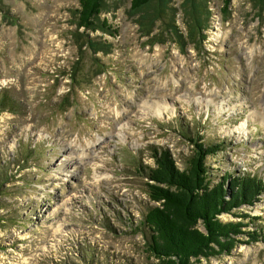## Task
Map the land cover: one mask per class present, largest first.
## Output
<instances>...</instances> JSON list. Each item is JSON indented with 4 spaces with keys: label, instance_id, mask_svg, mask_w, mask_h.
I'll return each mask as SVG.
<instances>
[{
    "label": "rangeland",
    "instance_id": "1",
    "mask_svg": "<svg viewBox=\"0 0 264 264\" xmlns=\"http://www.w3.org/2000/svg\"><path fill=\"white\" fill-rule=\"evenodd\" d=\"M131 1L106 0L119 33L92 34L111 43L93 55L72 36L77 0H0V99L15 104L0 111V264L153 263L155 150L184 170L192 140L221 144L215 183L264 180V0H203L200 44L188 0H165L180 38ZM238 211L262 239L196 264H264V194Z\"/></svg>",
    "mask_w": 264,
    "mask_h": 264
},
{
    "label": "trees",
    "instance_id": "2",
    "mask_svg": "<svg viewBox=\"0 0 264 264\" xmlns=\"http://www.w3.org/2000/svg\"><path fill=\"white\" fill-rule=\"evenodd\" d=\"M74 14L75 32L73 38L80 48L93 55L105 52L111 43L100 37L101 33L112 38L118 36L107 19H101L106 0H77ZM231 0H224L225 10ZM188 32L190 37L203 39L205 10L203 0H188ZM201 3V4H200ZM162 0H132L134 12L148 11L145 22H163L172 35L178 36L176 24L169 19L171 10ZM147 26V23L143 24ZM180 38V37H179ZM15 105L5 94L0 99V111ZM4 108V109H3ZM192 140V139H191ZM194 155L186 169L181 170L167 151H154V167L145 173L149 195L155 206L148 210L142 227L148 230L149 252L154 261L151 264H196L202 259L217 258L230 254L240 244L239 236H246L247 243L259 242L262 232L243 231L258 217L239 213L243 206H253L264 194V180L246 174L235 177L226 173L216 183L211 178L207 158L222 151L221 144H209L203 140H192ZM141 171V169H140ZM233 215L241 221H223L221 215ZM249 219L248 223H244Z\"/></svg>",
    "mask_w": 264,
    "mask_h": 264
},
{
    "label": "bare ground",
    "instance_id": "3",
    "mask_svg": "<svg viewBox=\"0 0 264 264\" xmlns=\"http://www.w3.org/2000/svg\"><path fill=\"white\" fill-rule=\"evenodd\" d=\"M240 127H241L242 129H246V125H245V124L241 125Z\"/></svg>",
    "mask_w": 264,
    "mask_h": 264
}]
</instances>
